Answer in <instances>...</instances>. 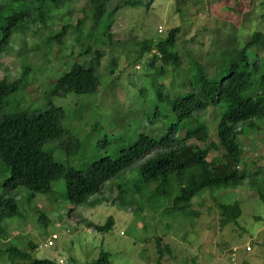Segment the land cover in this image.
<instances>
[{
  "label": "trees",
  "instance_id": "1",
  "mask_svg": "<svg viewBox=\"0 0 264 264\" xmlns=\"http://www.w3.org/2000/svg\"><path fill=\"white\" fill-rule=\"evenodd\" d=\"M76 1L0 0V56L9 51L16 36L47 28L51 14ZM114 3L117 4L110 11ZM141 4V0H88L76 24L63 26L58 34L52 33L49 42L61 47L74 38L70 58L78 50V57L88 60L87 65L74 61L69 70L59 76L53 96L73 94L88 98L101 92L106 94L102 88L105 76L101 72L105 50H115L124 44L114 41L111 34L115 16L122 9H135ZM180 35L177 28L165 39L137 43L133 61L135 67L145 64L153 71L147 78L142 76L153 85L158 105L144 116L152 124L162 123L167 127L164 137L149 138L133 133L130 127L125 135L112 134L115 141L126 140L127 145L81 168L58 163L53 152L44 148L48 143H56L68 159L84 151L83 142L66 127L65 110L49 102L46 110L8 114L6 99L18 90L21 81H0V160L6 174L0 184V241L8 237L6 221L22 214L17 196L19 189L29 192V201L37 195L52 199L56 194L54 184L61 182L65 186V199L73 205L69 217L75 215L77 208H95L112 199L111 204H117V209H135L136 216L162 211L171 218L197 219L200 214L193 211L194 200L210 193L224 228L237 223L243 211L240 202L226 203L216 197L217 193L237 189L249 181L264 202V182H255L247 170H238L247 149L240 144L239 136L259 130L258 123L264 120V57L252 62L249 53L257 49L264 51V32H255L242 50L231 52L233 60L229 66L215 67L212 74L202 62L193 60L192 51L182 50L184 42H180ZM109 86L114 95L117 84ZM143 88L141 93H144ZM89 109H82V115ZM108 113L114 114L104 107L103 113L94 114L92 133L87 136L93 142L91 135L105 133L98 143L103 149L114 143L107 127L100 124ZM201 113L212 114L216 142L211 141V128L201 118ZM97 118L99 121L94 122ZM189 141L209 143V147L189 145ZM152 152L155 154L147 158ZM214 153L216 155L211 157ZM106 188L110 197L98 198ZM38 214L40 223L47 227L48 216L39 211ZM88 224L98 233H108L115 226V220L109 217L104 225ZM155 243L156 263L164 264L172 248L158 237ZM37 249L30 244L27 251L13 246L6 251L11 264H58L50 259L34 258ZM110 259L109 253L101 251L98 259L90 264H111Z\"/></svg>",
  "mask_w": 264,
  "mask_h": 264
},
{
  "label": "rangeland",
  "instance_id": "2",
  "mask_svg": "<svg viewBox=\"0 0 264 264\" xmlns=\"http://www.w3.org/2000/svg\"><path fill=\"white\" fill-rule=\"evenodd\" d=\"M141 1L140 7L122 9L115 16L111 34L114 41L124 44L115 50H105L101 72L105 76L102 88L106 94L101 92L88 98L73 94L66 97L52 95L59 76L68 71L74 61L87 65L88 60L78 57V50L70 58L74 38H70L63 47L49 42V38L52 33H60L63 26L76 24L88 0H78L51 14L47 28H36L16 36L9 51L0 56V81H21L18 90L6 99L8 106L5 112L13 114L46 110L48 103L52 102L65 110L68 115L66 127L85 145L78 157L68 159L56 143L46 144L45 150L53 152L58 163L81 168L110 155L113 150L128 144L126 140L115 141L112 134L125 135L130 127L133 133L153 139H161L166 134L164 124H152L144 116L157 107L158 99L153 85L145 79L147 74L153 72L151 68L145 64L133 65L137 43L165 39L171 30L178 28L180 42H184L182 50L192 51L193 60L202 62L212 74L215 67L229 66L233 60L231 52L242 50L255 32H264V0ZM116 4L110 6V11L114 10ZM249 53L252 62L264 57L262 49ZM189 60H192L191 57ZM114 82L117 88L113 95L109 84ZM142 87L144 93H141ZM104 107L114 112L108 113L104 121H100L101 125L107 127L112 143L114 141L112 147L105 149L98 144L105 133L91 135L93 142L87 138L92 133L94 114L103 113ZM85 108L90 109L82 115L81 110ZM200 115L211 128V141L216 142V125L212 114ZM97 120L99 118L94 122ZM258 124L259 130L239 136L240 144L247 149L244 163L238 170H247L253 175V181L263 183L264 120ZM180 136L184 138V135ZM188 144L203 149L209 147V143L189 141ZM154 154L150 153L147 158ZM4 168L0 160V184L6 176ZM53 187L56 194L52 199L37 195L31 201L28 191L18 190L23 211L20 216L5 223L8 237L0 241V264H11L6 251L9 246L27 251L30 244L38 247L34 258L50 259L58 264H90L98 259L101 251L111 255V264H157V237L172 248V254L165 256L164 264H194V261L196 264H229L234 248L238 249L237 264H264V202L249 181L237 189L216 194L219 200L226 203L240 202L243 211L237 223L224 228L221 227L219 211L210 193H204L194 200L193 211L200 214L197 219L171 218L162 211L136 216L135 209H117V204H111L112 199L95 208H77L75 215L69 217L68 212L73 205L65 199L64 183H55ZM97 197L107 198L110 193L106 188ZM38 211L48 216L50 224L47 227L40 223ZM109 217L114 218L115 226L108 233H98L88 224L104 225ZM53 234L59 235L53 247L39 248ZM247 246L251 247L250 252L246 251Z\"/></svg>",
  "mask_w": 264,
  "mask_h": 264
},
{
  "label": "built area",
  "instance_id": "3",
  "mask_svg": "<svg viewBox=\"0 0 264 264\" xmlns=\"http://www.w3.org/2000/svg\"><path fill=\"white\" fill-rule=\"evenodd\" d=\"M162 31V30H161ZM160 31V32H161ZM92 233L94 232V230L91 231ZM59 240V235L58 234H54L51 238H49L47 240V242L43 245V246H40L39 248H52L53 247V244L55 241ZM252 249L250 246H247L246 247V251L247 252H250ZM237 252H238V249L237 248H234L232 249V252H231V258H230V262L229 264H237V260H236V256H237ZM61 263H63V261L61 260L60 261Z\"/></svg>",
  "mask_w": 264,
  "mask_h": 264
}]
</instances>
